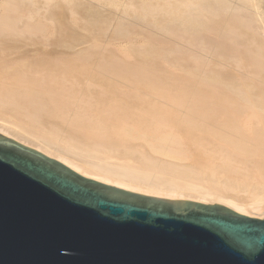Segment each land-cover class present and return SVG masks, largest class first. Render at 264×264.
<instances>
[{
    "label": "bare ground",
    "instance_id": "obj_1",
    "mask_svg": "<svg viewBox=\"0 0 264 264\" xmlns=\"http://www.w3.org/2000/svg\"><path fill=\"white\" fill-rule=\"evenodd\" d=\"M0 133L264 217V0H0Z\"/></svg>",
    "mask_w": 264,
    "mask_h": 264
},
{
    "label": "water",
    "instance_id": "obj_2",
    "mask_svg": "<svg viewBox=\"0 0 264 264\" xmlns=\"http://www.w3.org/2000/svg\"><path fill=\"white\" fill-rule=\"evenodd\" d=\"M0 264H264V217L99 181L0 133Z\"/></svg>",
    "mask_w": 264,
    "mask_h": 264
},
{
    "label": "rangeland",
    "instance_id": "obj_3",
    "mask_svg": "<svg viewBox=\"0 0 264 264\" xmlns=\"http://www.w3.org/2000/svg\"><path fill=\"white\" fill-rule=\"evenodd\" d=\"M104 7H106V9H108V10H106V11H112L113 13H115V14H118V10H116V9H113V8H110V7H107V6H104ZM103 10H105V8L103 9ZM115 10V11H114ZM117 11V12H116ZM109 33H107V35H108ZM107 35H106V37L105 38H107ZM114 44V43H113ZM110 45H112V43H109V45H107V43H104V42H102L101 43V46H110ZM111 47V46H110ZM114 50L117 52V53H119L120 54V50L118 49V47L117 48H114Z\"/></svg>",
    "mask_w": 264,
    "mask_h": 264
}]
</instances>
